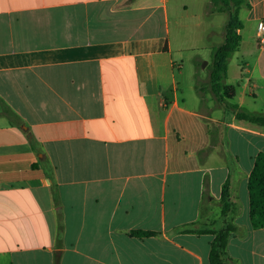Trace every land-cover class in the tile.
<instances>
[{"label":"crops","instance_id":"1","mask_svg":"<svg viewBox=\"0 0 264 264\" xmlns=\"http://www.w3.org/2000/svg\"><path fill=\"white\" fill-rule=\"evenodd\" d=\"M249 1L228 81L264 114V0ZM169 10L0 0V264H212L228 181L227 263L264 264L248 188L264 125L210 81L180 85Z\"/></svg>","mask_w":264,"mask_h":264},{"label":"trees","instance_id":"2","mask_svg":"<svg viewBox=\"0 0 264 264\" xmlns=\"http://www.w3.org/2000/svg\"><path fill=\"white\" fill-rule=\"evenodd\" d=\"M212 11H223L231 9L230 19L226 24L225 40L213 49V61L210 69V85L217 98L225 101L226 107L236 113L238 119L248 120L253 123L264 125V114L251 111L238 102L231 101L237 94V86L228 83L229 60L238 51L243 40L241 30L244 22L240 13L242 9L252 8L249 0H211ZM225 89V92H223ZM250 193V217L255 228L264 227V152H260L255 160V165L251 171L248 181ZM221 204L223 206V216L227 220L224 227L212 229L217 232V237L212 243L211 262L212 264L227 263V245L230 235L237 229L232 222L231 213L236 207L232 199L229 181L225 183ZM138 234H153V231H135Z\"/></svg>","mask_w":264,"mask_h":264},{"label":"rangeland","instance_id":"3","mask_svg":"<svg viewBox=\"0 0 264 264\" xmlns=\"http://www.w3.org/2000/svg\"><path fill=\"white\" fill-rule=\"evenodd\" d=\"M184 2L189 5L188 9L183 7ZM210 4L211 0H169L173 59L180 66L175 67V74L184 87L193 83L204 85L205 81H210L213 49L225 40V26L230 19L231 9L214 12ZM244 13L245 10L242 9L241 19ZM247 33V29L243 31L245 36ZM180 47L184 48L180 50ZM239 53L236 51L229 60L232 76L236 74L235 61ZM227 82L229 83L228 80ZM186 92L187 89H183L184 95ZM187 98L189 99L188 96ZM230 100L236 102L235 98Z\"/></svg>","mask_w":264,"mask_h":264},{"label":"built area","instance_id":"4","mask_svg":"<svg viewBox=\"0 0 264 264\" xmlns=\"http://www.w3.org/2000/svg\"><path fill=\"white\" fill-rule=\"evenodd\" d=\"M259 30L260 32H264V21L263 20L259 22Z\"/></svg>","mask_w":264,"mask_h":264}]
</instances>
